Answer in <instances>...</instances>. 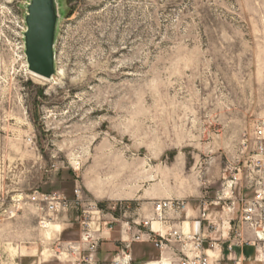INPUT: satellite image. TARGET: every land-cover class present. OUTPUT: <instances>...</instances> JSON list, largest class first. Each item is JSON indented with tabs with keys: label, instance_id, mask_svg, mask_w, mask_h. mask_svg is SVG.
Here are the masks:
<instances>
[{
	"label": "rangeland",
	"instance_id": "374dc122",
	"mask_svg": "<svg viewBox=\"0 0 264 264\" xmlns=\"http://www.w3.org/2000/svg\"><path fill=\"white\" fill-rule=\"evenodd\" d=\"M55 1L56 73L43 81L26 68L28 0H0V264H60L77 239L76 210L50 215L38 194L78 187L85 206L121 201L98 191L143 210L222 198L229 211L264 180V0ZM129 251L131 264L159 252Z\"/></svg>",
	"mask_w": 264,
	"mask_h": 264
},
{
	"label": "built area",
	"instance_id": "2783aa9c",
	"mask_svg": "<svg viewBox=\"0 0 264 264\" xmlns=\"http://www.w3.org/2000/svg\"><path fill=\"white\" fill-rule=\"evenodd\" d=\"M256 139H264V123L257 127L254 133ZM258 152L263 153L262 145L258 146ZM31 200L44 205V209L50 215H60L75 209V223L79 231V239L76 243L61 246L63 254L75 255L70 264H98L97 252L102 243L110 240L117 223L120 225L121 236L119 239L121 248L116 251L109 264H131L130 246L136 244H151L159 251L169 250L170 256H160L158 264H212L210 257L204 252L206 240L202 234H184L180 230L161 232L153 230L151 223L139 220L140 209L134 208L127 201L111 202L106 206L87 204L81 190L76 187L72 197L60 194H38ZM234 202H230L228 210H234ZM133 206V207H132ZM187 202L181 199H161L151 203L154 218L152 221L165 226L168 215L180 216L184 213ZM135 215L132 219L131 214ZM205 210L202 209L200 218L205 219ZM44 225V222H40ZM245 227L253 234L252 238H246L242 228ZM172 244H178L180 248L173 249ZM235 247H250L256 252L258 262L264 263V180L259 183L253 199L243 204L238 224L230 236L227 251L231 253ZM209 248L216 250V244L210 243Z\"/></svg>",
	"mask_w": 264,
	"mask_h": 264
},
{
	"label": "crops",
	"instance_id": "0c3cea01",
	"mask_svg": "<svg viewBox=\"0 0 264 264\" xmlns=\"http://www.w3.org/2000/svg\"><path fill=\"white\" fill-rule=\"evenodd\" d=\"M251 184L252 186H254L252 193L249 196H238V198L234 200L236 203V207L232 212L226 211L222 207L220 208V202L222 198H215V200L208 202V205L204 209L206 211V217L205 219H201L200 215L202 210L198 205L199 201H197V199L195 198V200H193L191 203H187L184 213L180 216L169 214L168 221L165 226H161L160 224L152 221L154 215L151 207L145 208V210L140 209L139 220H146L147 222L151 223V227L153 230H159L164 233L169 230L177 229L184 234H202L204 239L206 240V243L204 244V252L210 257L212 264H222V262H225L224 264H264L258 262L256 252L253 248L235 247L231 253L227 251V246L230 243V235L227 231L231 229V227H235L236 224H238L243 204L250 202L253 199L255 190L257 189L259 182L253 180ZM99 189L100 186H96V190ZM93 196L95 197V199H98V201H101V199H105L106 201L127 200L123 198V196H119V194H99L98 191L93 192ZM60 226L61 231H64L66 229H69L71 227V224L62 220ZM242 231L246 238L249 239L253 237V234L247 228L243 227ZM75 234L77 235V239L67 241L66 245L73 244L78 241V230H75ZM121 238L125 239V236H121L119 226V230H115L111 234L110 240L100 245L96 255L98 264H100L101 258L107 259V255L105 256L103 252L101 253V251H104L105 249L111 250V248L115 249V245H113L112 242L119 241V239ZM210 243H215L217 249L211 250L209 248ZM171 246L173 249L180 248L178 244H172ZM160 256L167 258L170 256V251H159L152 256L153 259H156L147 260L146 263L143 264H147L149 262H157ZM60 257H62V262L60 264H70V261L73 260L75 255L66 253L61 255ZM58 260L60 261L59 257L57 258V261ZM47 264L58 263L52 261V263L49 262Z\"/></svg>",
	"mask_w": 264,
	"mask_h": 264
},
{
	"label": "water",
	"instance_id": "95a60500",
	"mask_svg": "<svg viewBox=\"0 0 264 264\" xmlns=\"http://www.w3.org/2000/svg\"><path fill=\"white\" fill-rule=\"evenodd\" d=\"M25 9L23 44L27 71L44 80H50L56 73V1L28 0Z\"/></svg>",
	"mask_w": 264,
	"mask_h": 264
},
{
	"label": "bare ground",
	"instance_id": "6f19581e",
	"mask_svg": "<svg viewBox=\"0 0 264 264\" xmlns=\"http://www.w3.org/2000/svg\"><path fill=\"white\" fill-rule=\"evenodd\" d=\"M29 74H31V73H29ZM32 76H34V77H36V78H38V79H40V80H43V81H50V80H44V79H42V78H40V77H38V76H35V75H33V74H31ZM147 264H158L157 262H149V263H147Z\"/></svg>",
	"mask_w": 264,
	"mask_h": 264
}]
</instances>
